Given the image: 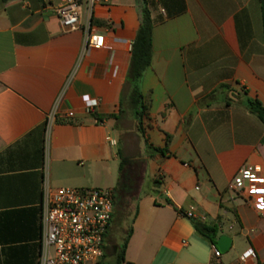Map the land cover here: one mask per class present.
<instances>
[{"label": "crops", "instance_id": "0c3cea01", "mask_svg": "<svg viewBox=\"0 0 264 264\" xmlns=\"http://www.w3.org/2000/svg\"><path fill=\"white\" fill-rule=\"evenodd\" d=\"M61 4L0 0V264H39L45 184L136 202L125 264H264V202L229 189L245 166L264 176V123L249 106L264 107V0H111L92 9L84 0L76 31L62 26ZM145 10L153 50L139 80L141 133L125 87ZM88 28L105 48L84 53ZM195 223L216 226L230 250L216 257ZM249 249L256 257L243 260Z\"/></svg>", "mask_w": 264, "mask_h": 264}, {"label": "built area", "instance_id": "2783aa9c", "mask_svg": "<svg viewBox=\"0 0 264 264\" xmlns=\"http://www.w3.org/2000/svg\"><path fill=\"white\" fill-rule=\"evenodd\" d=\"M84 0H62L56 13L62 26L76 31L80 26ZM111 0H90L91 9L97 2ZM106 37L94 33L90 28L85 33V54L101 50L106 46ZM99 106L98 100H88L86 111L93 114ZM57 106L49 119L55 118ZM74 117L73 112L67 113ZM116 146L117 142L112 141ZM229 189L236 195L255 204L264 202V176L258 166H245L238 171ZM115 212V195L110 189L43 188L41 205L42 254L39 264H104L107 237ZM193 218V212L186 213ZM216 257L221 252L213 245ZM252 249L242 259L255 258Z\"/></svg>", "mask_w": 264, "mask_h": 264}, {"label": "trees", "instance_id": "16d2710c", "mask_svg": "<svg viewBox=\"0 0 264 264\" xmlns=\"http://www.w3.org/2000/svg\"><path fill=\"white\" fill-rule=\"evenodd\" d=\"M7 1V0H6ZM263 25H264V4L262 5ZM152 50H153V21L147 10L143 13L141 28L137 34V37L132 47V60L127 76L125 92L130 94L131 103L136 109L137 121L139 131L143 132V118L145 115V108L141 104V93L139 88V80L143 72L150 67L152 62ZM249 106L253 113L264 123V107L258 100H249ZM98 122H101L98 119ZM157 152L164 155L168 152V149H156ZM127 160L122 159L120 171L125 168ZM196 230L205 238H207L213 244L217 241V227L206 226L200 223H195ZM132 226L129 228L127 237L123 244L116 251L115 264H125V253L128 247L129 240L132 236Z\"/></svg>", "mask_w": 264, "mask_h": 264}, {"label": "rangeland", "instance_id": "374dc122", "mask_svg": "<svg viewBox=\"0 0 264 264\" xmlns=\"http://www.w3.org/2000/svg\"><path fill=\"white\" fill-rule=\"evenodd\" d=\"M128 95V92H126ZM118 150V147L115 148ZM134 182V181H133ZM147 185H145V189ZM135 201V200H134ZM129 199H119L116 195L115 205L116 211L114 215L113 225L110 229V238H109V248L107 251V258L104 260L105 264H115L116 257L114 254L117 249L123 244L124 240L127 237L129 228L132 226V221L135 216L136 206L133 204L131 206ZM129 205V206H128ZM119 245V246H118Z\"/></svg>", "mask_w": 264, "mask_h": 264}, {"label": "water", "instance_id": "95a60500", "mask_svg": "<svg viewBox=\"0 0 264 264\" xmlns=\"http://www.w3.org/2000/svg\"><path fill=\"white\" fill-rule=\"evenodd\" d=\"M179 143L170 150L168 155L174 153L177 150V148L180 145ZM231 246H232V240L228 236L223 235L217 239L216 247L222 254L227 253L230 250Z\"/></svg>", "mask_w": 264, "mask_h": 264}]
</instances>
